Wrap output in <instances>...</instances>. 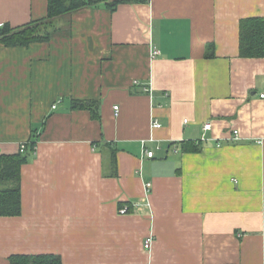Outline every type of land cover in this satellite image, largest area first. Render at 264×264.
Listing matches in <instances>:
<instances>
[{
  "label": "crops",
  "instance_id": "1",
  "mask_svg": "<svg viewBox=\"0 0 264 264\" xmlns=\"http://www.w3.org/2000/svg\"><path fill=\"white\" fill-rule=\"evenodd\" d=\"M47 16L48 0H0V25ZM249 17L264 0L91 6L48 41L0 43V154L36 141L22 213L0 216V264H264V57L240 54Z\"/></svg>",
  "mask_w": 264,
  "mask_h": 264
},
{
  "label": "trees",
  "instance_id": "2",
  "mask_svg": "<svg viewBox=\"0 0 264 264\" xmlns=\"http://www.w3.org/2000/svg\"><path fill=\"white\" fill-rule=\"evenodd\" d=\"M150 0H48V16L25 25L14 27L0 25V43L6 46H27L33 42L48 41L58 18L84 7L104 6L115 11L124 3H148ZM240 54L243 57H264V17L244 18L240 22ZM73 109H89L99 115V102L75 99ZM190 142V141H188ZM97 143H94V146ZM109 151L106 171L118 176L116 155L118 148L111 142L102 145ZM36 141H30L24 152L0 154V216H18L22 213L21 178L22 166L35 152ZM105 174V173H104ZM11 264H63L62 257L54 253L14 254Z\"/></svg>",
  "mask_w": 264,
  "mask_h": 264
},
{
  "label": "built area",
  "instance_id": "3",
  "mask_svg": "<svg viewBox=\"0 0 264 264\" xmlns=\"http://www.w3.org/2000/svg\"><path fill=\"white\" fill-rule=\"evenodd\" d=\"M158 52V50H154V53H157ZM146 88V90H149V88L148 87H145ZM261 97L262 98H264V93H262L261 94ZM61 100H58L57 102H60ZM57 106V103H55L54 105H53V108H55ZM115 109L117 110L118 109V106H115ZM187 121V120H186ZM161 126V124L160 123H158L157 121L154 123V127H160ZM211 123H206L205 125H204V128L205 129H210L211 128ZM234 138L235 139H238L239 138V131L238 130H234ZM26 148H27V143H21V145H20V148H19V150L20 151H22V152H24L25 150H26ZM147 155L149 156V157H152L153 155H154V152L153 151H149V150H147ZM149 186V185H148ZM120 211H121V213H126L127 212V207H122L121 209H120ZM152 241H153V235H150V236H148L146 239H145V242H144V247L145 248H150V246H151V244H152Z\"/></svg>",
  "mask_w": 264,
  "mask_h": 264
}]
</instances>
